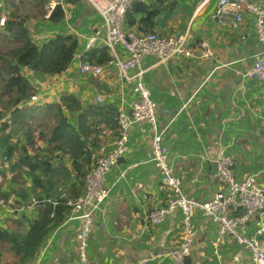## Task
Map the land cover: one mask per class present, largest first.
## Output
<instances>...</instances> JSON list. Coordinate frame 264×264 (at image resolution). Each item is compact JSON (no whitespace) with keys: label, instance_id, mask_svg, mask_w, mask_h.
I'll list each match as a JSON object with an SVG mask.
<instances>
[{"label":"crops","instance_id":"obj_1","mask_svg":"<svg viewBox=\"0 0 264 264\" xmlns=\"http://www.w3.org/2000/svg\"><path fill=\"white\" fill-rule=\"evenodd\" d=\"M156 1L146 2L158 10L151 31L186 33L191 47L204 41L213 54L201 56L200 50H196V57L161 62L154 56H145L142 61L147 68L144 81L156 103L157 123L164 129L162 141L168 147L174 174L184 193L196 200H207L225 187L215 166L222 154L232 158L236 178L253 174L257 186L264 191V81L247 80L241 75L251 68L262 49L254 36L252 18L246 15L245 23L233 30L210 19L216 0L204 5L203 0ZM252 1L264 4V0ZM56 4L62 6L64 17L52 22L45 15L47 6ZM16 6L35 10L29 0H0V17ZM141 17L142 14H135V23L128 27L145 32L147 29L139 25ZM28 18L27 27L38 46L56 34H71L78 40V53L83 51L88 37L103 33L99 14L86 0H47L41 16L35 13ZM100 39L93 49L104 47ZM118 52L121 57L126 56L121 48ZM110 60L100 64L103 72L96 78L80 74L74 58L60 74L42 75L22 68L37 100L28 99L18 107L58 102L61 94L66 93L83 104L111 105L116 109L121 106L128 111L136 96L132 85L123 82ZM96 95L102 96L101 102L96 101ZM116 130L102 129L98 134L95 158L113 145ZM127 134L128 150L108 173V196L93 213L88 254L92 264H173L169 252L180 241L181 212L176 209L167 214L161 224L149 221V212L165 205L170 194L161 185V173L151 161L150 125L132 124ZM43 146L44 142L35 137L34 146L28 147V151L34 154ZM1 153L4 159V151ZM5 161L4 173L0 168V174L7 175L6 181L0 183L3 194L14 178ZM24 186L30 188L28 178ZM14 199L11 194L6 202L13 206ZM1 208L3 226L9 225V219H30L37 212L35 205L21 207L16 213L7 204ZM77 224V220L64 217L49 230L38 254L27 264H79ZM192 225L194 235L185 264H253L250 253L230 236L214 245L217 226L202 212L194 211ZM27 227L24 221L21 232L25 233Z\"/></svg>","mask_w":264,"mask_h":264},{"label":"built area","instance_id":"obj_2","mask_svg":"<svg viewBox=\"0 0 264 264\" xmlns=\"http://www.w3.org/2000/svg\"><path fill=\"white\" fill-rule=\"evenodd\" d=\"M99 14L103 22V33L87 38L82 52H76L74 59L80 74L93 78L102 72V65L90 63L87 54L93 49L97 39L105 46L123 82L132 85L135 99L130 109L125 111L117 107V136L112 146L98 155L84 177L82 193L74 201H68L70 210L67 220H77L75 233L76 252L79 264H92L88 254L89 238L94 228V210L107 198L109 191L105 182L108 173L119 162L128 150V129L132 124L147 122L151 131V161L161 173V185L167 189L169 198L166 204L148 214L153 224H161L167 214L178 209L181 212L180 241L178 246L169 252L173 264H185L189 255V246L194 235L192 215L194 211L202 212L217 226L214 245L218 246L225 236H230L235 243L250 253L253 264H264V191L257 186L255 175L238 179L234 176L233 160L229 155H219L216 159L217 175L225 181V187L207 200H196L187 196L180 179L174 174L173 164L169 158L168 147L163 143V131L156 119V103L151 98L150 90L144 81L147 68L142 64L145 56H154L161 62L201 56H212L206 42L201 41L196 48L190 46L187 34H163L157 31L137 32L126 26V13L133 2L143 3L149 0H86ZM155 1V0H150ZM209 0H203L204 5ZM54 6H47L46 17ZM250 15L254 36L262 49L256 55L251 68L242 72L247 80L264 81V4L252 0H216L209 14L210 19L220 26L239 29L245 23V16ZM4 16L0 17V26ZM121 48L126 56L121 57ZM37 100L35 94L30 101ZM101 102L102 96L96 95ZM7 160L6 157L3 159ZM6 162V161H5ZM2 179L0 177V183ZM6 203L1 196L0 206Z\"/></svg>","mask_w":264,"mask_h":264},{"label":"trees","instance_id":"obj_3","mask_svg":"<svg viewBox=\"0 0 264 264\" xmlns=\"http://www.w3.org/2000/svg\"><path fill=\"white\" fill-rule=\"evenodd\" d=\"M29 1L34 11L16 6L0 26V157L3 150L14 172L8 193L3 194L2 185L0 190L9 207L8 196H15L14 213L30 205H35L37 212L30 219H9L12 226L0 223V264H27L35 258L46 234L68 214V201L81 194L85 174L95 160L98 134L102 129H118L115 107L83 104L71 94L62 93L58 102L18 107L34 93L22 68L42 75L60 74L69 67L78 46L77 38L71 34H56L38 46L26 23L32 14L42 15L47 0ZM153 6L133 2L126 13V26L133 25L135 14L140 13L139 25L147 29L145 32L151 31L158 11ZM63 17L62 6L56 4L48 18L58 22ZM86 59L100 65L111 56L104 46L90 50ZM16 133L18 137L14 139ZM35 137L44 146L30 154L28 147L34 146ZM27 178L30 188L24 186ZM24 221L28 227L22 233Z\"/></svg>","mask_w":264,"mask_h":264},{"label":"rangeland","instance_id":"obj_4","mask_svg":"<svg viewBox=\"0 0 264 264\" xmlns=\"http://www.w3.org/2000/svg\"><path fill=\"white\" fill-rule=\"evenodd\" d=\"M27 7H28V6H27ZM28 8H29V7H28ZM17 137H18V134L16 133L15 136H14V139H16ZM1 155H2V153H1ZM1 165H2V166H1ZM0 166H1V171L4 173V170H6L7 168H3V169H2V167H6L5 164H4V163H1V161H0ZM2 175H3V176H2ZM2 175L0 174V177H1V179H3V180H2V183H4V182L6 181L7 175H6V173H5V174H2ZM12 209L14 210L13 206H12ZM10 222H13V221H12V220H9V221H8V224H10ZM5 258H7V254H4V259H5ZM2 263H3V262H1V264H2Z\"/></svg>","mask_w":264,"mask_h":264},{"label":"water","instance_id":"obj_5","mask_svg":"<svg viewBox=\"0 0 264 264\" xmlns=\"http://www.w3.org/2000/svg\"><path fill=\"white\" fill-rule=\"evenodd\" d=\"M215 166H217L216 163H215Z\"/></svg>","mask_w":264,"mask_h":264}]
</instances>
